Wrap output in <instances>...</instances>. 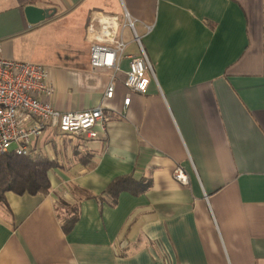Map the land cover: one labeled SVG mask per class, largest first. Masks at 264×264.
I'll list each match as a JSON object with an SVG mask.
<instances>
[{"label": "crops", "instance_id": "crops-1", "mask_svg": "<svg viewBox=\"0 0 264 264\" xmlns=\"http://www.w3.org/2000/svg\"><path fill=\"white\" fill-rule=\"evenodd\" d=\"M29 5L56 13L31 26ZM125 9L155 79L129 91L124 60L107 100L112 71L92 68L86 28ZM0 47L47 68L56 109L109 115L95 140L50 129L34 142L35 157L57 162L51 190L6 193L0 264H264V0H0ZM126 176L146 189L113 205L104 193ZM60 202L77 209L69 232Z\"/></svg>", "mask_w": 264, "mask_h": 264}, {"label": "built area", "instance_id": "built-area-1", "mask_svg": "<svg viewBox=\"0 0 264 264\" xmlns=\"http://www.w3.org/2000/svg\"><path fill=\"white\" fill-rule=\"evenodd\" d=\"M137 19L125 9L122 17L112 14H91L86 28L90 44V62L94 70L112 71V82L105 98H114L113 81L122 72L120 65L129 62L125 72L126 88L138 94H147L150 82L155 79L152 62L145 50L143 36L137 31ZM152 26H146L147 34ZM129 30L138 55L127 53L129 44L125 31ZM56 86L50 81L46 67L31 62L15 61L2 57L0 47V156L14 152L18 156H38L33 144L47 130L58 132L61 137L99 138L109 121L108 112L99 106L83 112H61L53 99ZM130 95L124 101L129 106ZM174 178L187 185L189 177L183 168L177 167Z\"/></svg>", "mask_w": 264, "mask_h": 264}, {"label": "trees", "instance_id": "trees-1", "mask_svg": "<svg viewBox=\"0 0 264 264\" xmlns=\"http://www.w3.org/2000/svg\"><path fill=\"white\" fill-rule=\"evenodd\" d=\"M57 167V162L47 158L18 156L14 152H8L0 156V205L6 204V193L14 192L18 195H48L51 190L49 172ZM143 184H136L131 177H119L107 188L104 195L109 196L113 205L123 191L141 193L145 190ZM99 199H105L100 197ZM101 200V201H102ZM61 207L69 210L70 214L61 222L64 230L69 232L78 220L76 208H69L63 202ZM57 206V211H60ZM60 215V214H59ZM60 218V216H59Z\"/></svg>", "mask_w": 264, "mask_h": 264}, {"label": "water", "instance_id": "water-1", "mask_svg": "<svg viewBox=\"0 0 264 264\" xmlns=\"http://www.w3.org/2000/svg\"><path fill=\"white\" fill-rule=\"evenodd\" d=\"M56 13L54 9H43L33 5L24 8V15L29 25L36 26L52 18Z\"/></svg>", "mask_w": 264, "mask_h": 264}, {"label": "rangeland", "instance_id": "rangeland-1", "mask_svg": "<svg viewBox=\"0 0 264 264\" xmlns=\"http://www.w3.org/2000/svg\"><path fill=\"white\" fill-rule=\"evenodd\" d=\"M66 22H68V19H67V20H65V21H62V22H60L58 25H61V26H63L64 24H66Z\"/></svg>", "mask_w": 264, "mask_h": 264}]
</instances>
